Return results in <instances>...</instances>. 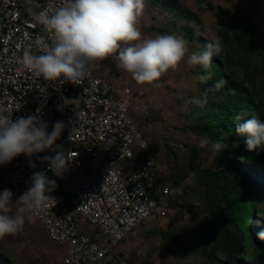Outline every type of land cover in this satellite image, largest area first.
Masks as SVG:
<instances>
[{
  "label": "built area",
  "instance_id": "1",
  "mask_svg": "<svg viewBox=\"0 0 264 264\" xmlns=\"http://www.w3.org/2000/svg\"><path fill=\"white\" fill-rule=\"evenodd\" d=\"M64 3L0 0V114L15 121L40 109L49 133L55 122L65 124L51 148L31 156L20 154L2 166L19 206L35 173L43 172L56 182L40 209L26 214L51 241L65 245L62 264H131L114 249L158 210V199L170 193L171 187L157 162L145 159L135 167L130 146L136 141L145 148L147 143L128 115L129 104L95 72L93 64L88 75L74 83L62 78L46 80L22 66L26 48L42 54L43 45L53 38L35 17L44 11L51 14ZM121 91L126 94L132 88ZM64 98L74 101L64 104ZM140 103L136 107L145 111ZM57 151L67 155L60 175L44 159ZM79 220L92 224L103 239L81 231Z\"/></svg>",
  "mask_w": 264,
  "mask_h": 264
},
{
  "label": "trees",
  "instance_id": "2",
  "mask_svg": "<svg viewBox=\"0 0 264 264\" xmlns=\"http://www.w3.org/2000/svg\"><path fill=\"white\" fill-rule=\"evenodd\" d=\"M146 1L154 17L156 14L159 18L167 16L163 27L156 24L152 29L160 33L167 30L162 33L167 34L181 26L182 36L188 43L197 45V50L211 40L202 34L201 27L194 29L193 25L202 20L180 0ZM256 1L246 0L245 9L240 10L248 18V25L256 26L249 16ZM176 19L184 25L178 24ZM220 25L224 29H217L222 44L220 53L213 57L209 67L191 65L188 69L195 75L196 92L187 91L173 97L177 106L187 111L180 121V130L194 135L193 141L179 143L168 133L166 136L154 132L149 129L150 120L143 131L136 127L147 146L143 148L146 155L133 152L135 167L145 159L157 162L171 187L170 193L158 199V210L153 214L157 217L176 214L177 223L167 228L153 227L145 236L159 235L165 239L163 254L166 251V255L176 253V249L189 253L188 242H194L192 247L201 250V264H264V239L259 236L264 232V219L259 217L264 213V148L248 151L245 138L235 133L236 125L232 121L241 110L264 119V83L261 80L264 70L256 64L255 55L243 48L242 41L232 43L226 33V21ZM242 32V37L248 33L246 29ZM221 78L226 83L216 88ZM132 91L135 96H143L145 89L136 85ZM146 114L136 103L128 109L129 117L139 122L146 119ZM205 137L209 143L200 146V140ZM222 140L226 147L222 151L215 149L213 143ZM205 154L213 156L210 167L204 165ZM176 186L180 187L179 192L172 191ZM184 214L195 226L193 234L185 230ZM3 263L12 264L0 251V264Z\"/></svg>",
  "mask_w": 264,
  "mask_h": 264
},
{
  "label": "clouds",
  "instance_id": "3",
  "mask_svg": "<svg viewBox=\"0 0 264 264\" xmlns=\"http://www.w3.org/2000/svg\"><path fill=\"white\" fill-rule=\"evenodd\" d=\"M144 0H65L51 14L41 12L35 18L52 34V40L44 44L42 54H33L26 48L21 57L23 67L46 80L62 78L78 82L88 75L89 66L109 56L117 60L118 68L131 74L141 84L158 80L170 68H175L188 54L187 41L182 36L157 34L142 38L137 21L142 13ZM222 49L219 39L209 40L201 50L192 51L187 63L205 68ZM226 81L221 78L215 87H222ZM74 100L64 98V104ZM232 121L235 133L245 138L248 151L264 148V119L244 110L237 112ZM65 128L63 121H57L48 132V124L37 113L27 117H11L0 114V165L7 164L20 155L31 156L51 148ZM209 143L207 137L200 140V146ZM235 146H238L236 144ZM59 147V146H57ZM213 147L223 150L224 140L214 142ZM50 169L60 175L65 169L67 155L57 151L54 157H44ZM31 167L35 164L30 163ZM43 172L32 177V187L23 194L20 207L12 212V191L0 190V237L19 232L25 222V213L37 211L47 192L55 186ZM17 202V201H16ZM264 239V232L259 234Z\"/></svg>",
  "mask_w": 264,
  "mask_h": 264
},
{
  "label": "rangeland",
  "instance_id": "4",
  "mask_svg": "<svg viewBox=\"0 0 264 264\" xmlns=\"http://www.w3.org/2000/svg\"><path fill=\"white\" fill-rule=\"evenodd\" d=\"M192 8L201 18V23L194 24V29L202 28V34L211 39H220L217 35V29H223L220 23L226 21V33L231 37L232 43L242 41L243 48L249 49L250 54L255 55L256 64L264 70V0H260L250 11L249 16L252 17L254 25H248V18L240 13L241 9H245L246 0H180ZM148 3L144 0V7L141 15L138 18L137 26L141 31L142 38L153 37L157 34H162L157 30L151 28L152 25H160L163 27L166 21V15L155 17L152 11L149 10ZM239 10V11H237ZM156 11V10H154ZM254 19V20H253ZM176 22L180 25H184L183 21L176 19ZM262 26V30L259 29ZM218 29V30H219ZM244 29L247 30L246 36L242 37ZM167 34L182 36L181 26L173 28ZM183 37V36H182ZM184 38V37H183ZM185 39V38H184ZM186 40V39H185ZM247 43H252L251 46ZM253 46V47H252ZM189 49L185 58L179 62L175 68H170L165 72L158 80L152 83L141 84L136 82L131 74L118 68L117 60L114 56H109L101 61L93 63L94 70L105 81L110 83L120 97L124 99L126 104L133 106L135 103L141 100V106L144 108V112L147 113L144 121L139 120L132 121L135 124V128L138 131H143L148 120L151 123L149 129H153L154 132L163 133V135L172 136L181 143V141H188L194 138V135L182 132L180 130L181 119H184V112L187 113L185 107L179 108L174 95L185 94L187 91L196 92L198 86L195 81V75L193 72H189L191 64L187 63V56L190 55V51H196L197 45L187 43ZM252 49V50H251ZM240 51V49L238 50ZM263 75V76H262ZM261 80L264 83V73H261ZM136 85L144 87L145 92L143 96H135L132 92H122L124 87L134 88ZM150 116V118H149ZM143 128V129H142ZM167 128L168 132H165ZM158 137V135H157ZM159 141V138H157ZM192 140V139H191ZM193 141V140H192ZM159 145H157L158 147ZM131 150L139 155H146V151L140 148L136 141L131 146ZM207 155V154H205ZM213 156L207 155V159L204 161V165L211 166ZM213 165V163H212ZM6 169L0 165V190L8 188L12 191L11 185L6 179ZM180 187L176 186L172 189L174 192H179ZM12 200L14 201L13 195ZM12 212H15L20 207L16 202L10 205ZM183 215V213H181ZM260 214V213H259ZM264 219V213L259 216ZM183 223H185V230L188 232H195V226L188 218V215L182 217ZM176 225V214L170 213L167 216L157 217L154 214L149 215L142 224L138 225L130 236L124 241H121L115 251L125 249L127 252H121L122 255H126L128 261L131 264H201V250L200 247L195 248L192 245L196 244L189 241L188 245L190 252H184L176 249L174 254H165V239L159 235L145 236L146 233L151 232L153 227L167 228L171 225ZM87 225V224H86ZM94 226L88 224L85 228L80 230L89 234L94 231ZM152 228V229H151ZM194 228V229H193ZM153 234V233H150ZM97 240H102L100 233L96 234ZM65 245H57L51 241L42 226L32 217L25 213V222L22 229L11 235L0 237V251L5 255L12 264H61L62 250ZM121 246V247H120ZM119 249V250H118ZM6 264V263H3Z\"/></svg>",
  "mask_w": 264,
  "mask_h": 264
},
{
  "label": "crops",
  "instance_id": "5",
  "mask_svg": "<svg viewBox=\"0 0 264 264\" xmlns=\"http://www.w3.org/2000/svg\"><path fill=\"white\" fill-rule=\"evenodd\" d=\"M259 1H260V0H257L256 3L254 4V6H255ZM254 6H253V7H254ZM253 7H252V9H253ZM252 9H251V10H252ZM251 10H250V11H251ZM250 11H249V14H250ZM251 18H252V17H251ZM253 20H254V19H253ZM259 29L262 30V26H259ZM86 224H87L86 222L81 221V220H79V222H78L79 228H80V227H81V228H85V227L88 225V224H87V225H86ZM89 234H90V235H93V236L96 237V234H97L96 229L94 228V231L91 232V233H89ZM129 236H130V235H129ZM129 236H128V237H129ZM126 239H127V238H125V239L123 240V242H124ZM124 243H126V242H124ZM120 247H121V246H120ZM118 250H119V249H118ZM119 251H121V252H127V250H125V249H124V250H123V249H120ZM119 251H117V252H119ZM124 256H125L126 259H128L126 255H124Z\"/></svg>",
  "mask_w": 264,
  "mask_h": 264
}]
</instances>
